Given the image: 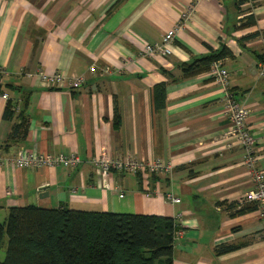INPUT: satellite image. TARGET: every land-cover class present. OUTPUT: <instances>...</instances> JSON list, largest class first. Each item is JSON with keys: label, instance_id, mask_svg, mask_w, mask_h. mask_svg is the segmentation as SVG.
I'll return each mask as SVG.
<instances>
[{"label": "crops", "instance_id": "1", "mask_svg": "<svg viewBox=\"0 0 264 264\" xmlns=\"http://www.w3.org/2000/svg\"><path fill=\"white\" fill-rule=\"evenodd\" d=\"M251 3L237 10L233 0H0V211L66 206L169 217L180 228L172 264H264V220L256 209L228 208L253 178L242 146L227 137L222 89L209 73L182 79L179 68L220 45L229 49L223 66L247 111L254 167L264 172V0ZM248 8L256 25L235 30ZM181 13L188 17L176 28L170 54L143 56V43L159 42ZM38 71L84 82L51 88ZM159 82L166 84L165 102L155 111L151 89ZM7 101L17 110L11 120L3 118ZM20 112L26 133L6 141ZM19 151L75 153L80 163L35 169L4 163ZM103 154L167 163L170 170L101 174L93 160ZM222 244L236 248L217 254Z\"/></svg>", "mask_w": 264, "mask_h": 264}, {"label": "trees", "instance_id": "2", "mask_svg": "<svg viewBox=\"0 0 264 264\" xmlns=\"http://www.w3.org/2000/svg\"><path fill=\"white\" fill-rule=\"evenodd\" d=\"M238 10L247 0H233ZM251 6L256 1L251 0ZM235 30L256 25V17L248 8ZM255 33L240 40L250 39ZM230 56L224 45L216 51L179 65L181 78L208 73L211 64ZM164 82L153 85L152 100L155 111L165 102ZM3 118L11 120L15 105L7 101ZM13 123L6 141H17L27 130V121L21 112ZM113 125H119L117 105L114 104ZM248 205V204H247ZM231 204L232 214L256 209ZM177 223L169 217L147 214L109 213L59 206L55 209L34 205L10 207L0 222V264H172V247ZM232 244L216 247L217 254L235 249Z\"/></svg>", "mask_w": 264, "mask_h": 264}, {"label": "built area", "instance_id": "3", "mask_svg": "<svg viewBox=\"0 0 264 264\" xmlns=\"http://www.w3.org/2000/svg\"><path fill=\"white\" fill-rule=\"evenodd\" d=\"M187 17V13H181L180 23L177 26L166 30L159 42L143 43L141 54L148 57L152 55H169V45L174 39L176 28L180 27L181 23L187 19ZM89 69L93 71L94 66L90 65ZM208 73L222 89L223 112L230 124L227 131V137L229 136L236 139L242 146L245 154V163L249 168L253 178L252 188L244 194L243 199L239 200L238 204H254L256 206L258 217L264 220V172L254 167V162L256 159L254 156L255 138L250 134L249 129L246 126L247 111L234 99L231 93L229 74L224 68L222 60L214 61L211 64ZM36 76L43 84L56 89H78L84 82L83 78L80 76H67L61 71L50 74H44L43 72L38 71ZM2 97L6 98V95L4 94ZM0 162H2L1 157ZM4 163L7 165H14L16 168L20 169H35L42 166H64L68 168H74L80 163V158L75 153L51 155L19 151L11 159L4 161ZM93 165L101 172V174H107L109 171L118 173L145 172L147 174H152L157 172H168L170 170V166L167 163L154 161L146 164L131 157L112 159L110 157H106L104 154L96 157L93 160ZM5 194L7 196L10 195V191L7 190ZM165 199L175 204L179 203V199L172 197L171 194H166ZM178 229L180 228L178 227ZM177 234H181V231L177 232Z\"/></svg>", "mask_w": 264, "mask_h": 264}, {"label": "rangeland", "instance_id": "4", "mask_svg": "<svg viewBox=\"0 0 264 264\" xmlns=\"http://www.w3.org/2000/svg\"><path fill=\"white\" fill-rule=\"evenodd\" d=\"M6 215H7V213H5L4 211H0V222H2L5 219ZM3 254H4V250L1 249L0 258L3 257Z\"/></svg>", "mask_w": 264, "mask_h": 264}]
</instances>
